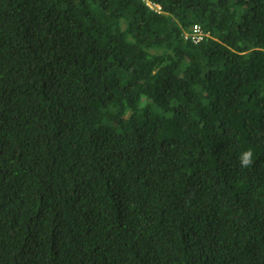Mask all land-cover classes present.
I'll return each mask as SVG.
<instances>
[{
  "label": "trees",
  "instance_id": "trees-1",
  "mask_svg": "<svg viewBox=\"0 0 264 264\" xmlns=\"http://www.w3.org/2000/svg\"><path fill=\"white\" fill-rule=\"evenodd\" d=\"M148 1L0 0V264H264V0Z\"/></svg>",
  "mask_w": 264,
  "mask_h": 264
},
{
  "label": "clouds",
  "instance_id": "clouds-1",
  "mask_svg": "<svg viewBox=\"0 0 264 264\" xmlns=\"http://www.w3.org/2000/svg\"><path fill=\"white\" fill-rule=\"evenodd\" d=\"M147 5L151 8L154 9L156 11H158L160 9L159 6H155L153 5L151 2H149L148 0H145ZM151 5V6H150ZM253 157H254V153L251 149L245 150L244 152H242L241 156H240V163L242 167H249L251 166L252 162H253Z\"/></svg>",
  "mask_w": 264,
  "mask_h": 264
},
{
  "label": "built area",
  "instance_id": "built-area-1",
  "mask_svg": "<svg viewBox=\"0 0 264 264\" xmlns=\"http://www.w3.org/2000/svg\"><path fill=\"white\" fill-rule=\"evenodd\" d=\"M184 37L193 43H199L206 37V35L200 26L194 25L189 29V32L187 31L186 34H184Z\"/></svg>",
  "mask_w": 264,
  "mask_h": 264
}]
</instances>
